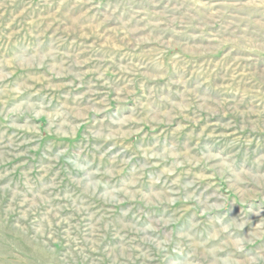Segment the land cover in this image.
I'll return each mask as SVG.
<instances>
[{
  "label": "rangeland",
  "instance_id": "obj_1",
  "mask_svg": "<svg viewBox=\"0 0 264 264\" xmlns=\"http://www.w3.org/2000/svg\"><path fill=\"white\" fill-rule=\"evenodd\" d=\"M0 264H264V0H0Z\"/></svg>",
  "mask_w": 264,
  "mask_h": 264
}]
</instances>
